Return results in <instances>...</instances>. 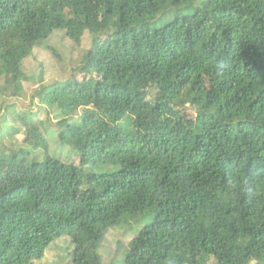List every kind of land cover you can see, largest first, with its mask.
Instances as JSON below:
<instances>
[{"label": "trees", "instance_id": "trees-1", "mask_svg": "<svg viewBox=\"0 0 264 264\" xmlns=\"http://www.w3.org/2000/svg\"><path fill=\"white\" fill-rule=\"evenodd\" d=\"M55 30L91 37L71 77L38 91L77 163L6 103ZM3 110L25 146L1 117L0 264H33L61 236L72 264H102L115 228L132 234L119 264H264V0H0Z\"/></svg>", "mask_w": 264, "mask_h": 264}, {"label": "rangeland", "instance_id": "rangeland-1", "mask_svg": "<svg viewBox=\"0 0 264 264\" xmlns=\"http://www.w3.org/2000/svg\"><path fill=\"white\" fill-rule=\"evenodd\" d=\"M189 11L192 8L188 9ZM182 12V10L180 11ZM176 14L175 9L161 14L155 21L151 22V26H160L166 21L171 20ZM91 45V37L85 33L80 46H75L62 30H55L53 34L44 42L34 47L32 55L27 57L23 62V72L26 80L23 81L24 95L21 98H8V105H15V113L31 111L34 113L33 122L39 125L41 133L47 140L48 146L46 153L50 156L59 158L62 161L78 162V158L70 152L68 146L59 143L56 134V122L59 119L58 110L55 106L50 107L40 101L39 89L48 87L52 84L67 80L72 75V69L80 65L84 52ZM52 47L60 55L61 59H57L54 54L48 49ZM156 90L149 89V97L152 99L155 96ZM191 118L195 117V109L189 104L180 107ZM81 110H78L74 119H78ZM5 116L10 119V123L20 128V133L13 140L15 147H24L23 144L25 131L22 121L12 120V114L0 111L1 117ZM2 122V121H1ZM8 144L7 140L4 142ZM44 149L34 151L29 156L28 162L32 158L42 159ZM132 237L131 231H124L121 228H115L109 231L100 248V254L103 257L102 264H119L123 255L128 251L127 242ZM120 243H124L123 247L118 249ZM74 245L70 237L61 236L54 240L45 250L44 256L33 261V264H72V251ZM214 262V260H212Z\"/></svg>", "mask_w": 264, "mask_h": 264}]
</instances>
